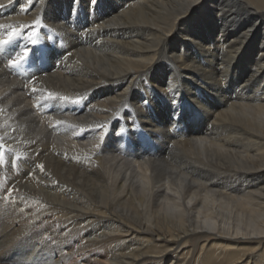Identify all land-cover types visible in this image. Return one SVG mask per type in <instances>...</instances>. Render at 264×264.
<instances>
[{"label": "bare ground", "instance_id": "obj_1", "mask_svg": "<svg viewBox=\"0 0 264 264\" xmlns=\"http://www.w3.org/2000/svg\"><path fill=\"white\" fill-rule=\"evenodd\" d=\"M0 5L16 56L36 20L67 43L28 72L0 56V264H264V0Z\"/></svg>", "mask_w": 264, "mask_h": 264}, {"label": "rangeland", "instance_id": "obj_2", "mask_svg": "<svg viewBox=\"0 0 264 264\" xmlns=\"http://www.w3.org/2000/svg\"><path fill=\"white\" fill-rule=\"evenodd\" d=\"M78 15H76V16H71V18H68V19H66V17L65 16H63V15H60L59 14V17H61L60 19H66L64 22H63V24H65V25H73V29L72 30H75V29H77L78 28V25L77 24H83V22H84V19H83V17L81 16V15H79L78 17H77ZM78 19V20H77ZM75 24V25H74ZM37 26V27H36ZM36 28L33 30V32L32 33H30V34H28V35H26V37H25V39L27 40H25L26 41V43L28 44V43H30V44H32V40H36V44H32L33 46L32 47H27V48H29L28 49V51H29V53H30V55H31V58H33L31 61H29V63H26V64H24V65H22V67L20 68V65H21V62L19 63V65H18V68H20V69H23V70H26L27 72H28V70L29 69H24L25 67H27V66H30V62H37L39 59H40V57H37V56H35V50L36 49H40V50H42L43 51V53L45 52V51H47V50H50V49H55V48H61L60 49V51H61V53H62V51L64 50V49H66V42H65V40H64V36H63V34H61V32H59V31H56V34H58V36L57 35H54L53 36V39L55 40V41H53V39L51 38V39H48V41H49V43L48 44H50V43H52L53 45H51V46H47V42L44 40V38H43V36H42V30L41 29H39V27H40V25H37L36 24ZM72 27V26H71ZM81 29V28H80ZM39 30V31H38ZM85 32V31H84ZM33 33H35V35H33ZM31 35V36H30ZM39 35V36H38ZM40 35L42 36V37H40ZM36 36V37H35ZM18 38V36H15V37H13V39L10 41V43H9V45H8V47H7V49H6V51H1L0 52V56H2V57H4V58H6L5 56H7L8 58L9 57H11V56H16L14 53H13V45L15 46V40L14 39H17ZM32 38V39H31ZM31 39V40H30ZM51 40H52V42H51ZM63 40V41H62ZM42 42V43H41ZM37 45V46H36ZM10 48V49H9ZM49 48V49H48ZM2 49V48H1ZM0 49V50H1ZM7 53V54H6ZM4 54V55H3ZM9 54H11V55H9ZM11 59H13V58H11ZM34 60V61H33ZM139 90H142V88L141 89H139ZM29 93L25 90V88L24 89H21L20 91H18L17 93H16V95L14 96V99H13V101H21L22 102V104L21 105H23L22 107L24 108V109H27V111H26V113H28L27 114V116L30 118V119H32L33 121H35V122H38L39 124H42L43 126H51V125H55V124H57L58 123V119H55V118H52V117H48L49 116V114H47V113H45V112H42V111H39L38 109H36L35 107H32V106H30L29 105V103H28V101L26 102V104H25V100H27L28 99V95ZM87 101V100H86ZM28 104V105H27ZM24 105H27L26 107L24 106ZM143 112H144V114L146 115V116H148V117H150L151 116V110L149 109V108H147V109H145V110H143ZM148 113V114H147ZM181 113L182 114H184V112L183 111H181ZM185 113L186 114H188V112H186L185 111ZM138 112L137 113H134V118L136 119V120H141V118H142V114H139V117H138ZM137 115V116H136ZM155 120V119H154ZM160 122V121H159ZM173 122H174V126H182V125H186V123L185 124H183L184 123V119H181L180 121H178V120H173ZM186 122L188 123V121L186 120ZM177 124V125H176ZM174 126H172L173 128H174ZM135 129H136V131L137 132H140L141 131V128L138 126V124L136 123V125H135ZM98 130H97V136H99V137H102V138H106V137H110L109 139H114V141L117 139V137H119L121 134H122V132H118V133H115V134H112L109 130H107V129H105L104 127L103 128H101V127H98L97 128ZM103 129H105V130H103ZM107 130V131H106ZM171 131H173V129L172 130H170L169 132H171ZM107 132H110V133H108L107 134ZM106 134V135H105ZM105 135V136H104ZM162 135V134H161ZM160 135V136H161ZM155 137V136H154ZM154 137L152 138V139H154ZM164 136L162 135V138H163ZM162 141H163V139H162ZM153 142L154 143H159V142H161V141H159V140H156V139H154L153 140ZM116 147V148H115ZM113 149H114V154L116 155V156H118V159H122V161L127 165L128 164V166L130 167V168H132V169H134L135 171H138L137 169H136V167L138 166L139 168H142L141 166H143L142 165V162L141 161H139V160H137V159H134L133 157H131L132 155L128 152V150H127V146H126V144L124 145V142H121L120 144L118 143V142H115L114 143V145H113ZM160 191L162 192V194H164V195H168V196H170V197H174V198H176V193L175 192H173L172 190H170V188L169 189H167V188H165V189H160ZM241 232L243 231V232H245L243 229L241 230V229H239Z\"/></svg>", "mask_w": 264, "mask_h": 264}, {"label": "snow or ice", "instance_id": "obj_3", "mask_svg": "<svg viewBox=\"0 0 264 264\" xmlns=\"http://www.w3.org/2000/svg\"><path fill=\"white\" fill-rule=\"evenodd\" d=\"M97 3H98V0H90V6H91L92 8H94V7L96 6ZM0 7H3V5H0ZM35 23H36V24H39L40 21H39V20H36ZM5 27L12 28L13 31H12V33L9 34L7 40H0V45L8 44L9 41H11V40L13 39V36L17 34L15 28H14L12 25H0V28H5ZM29 27H30V26H29ZM33 35H35V33H33ZM32 43H33V44H36V41L33 40ZM34 54H35V56H37V57H41V56L44 55L43 51L40 50V49H36ZM30 58H31V55H30V53H29V51H28V49H27V46H24V51H23V54H22V55L17 54V56H16L15 59H10V60H9V67H10V68H14V67L17 66L21 61H24V60H27V59H30ZM48 95H49V97L55 99L54 94L49 93ZM61 99L64 100V99H67V98H66V97H61ZM79 102H80L79 99H77L76 101H74V103H79ZM145 103H147V102H145ZM173 103H176V101L174 100ZM58 123H60V122H58ZM40 167H41V169H43V166H40Z\"/></svg>", "mask_w": 264, "mask_h": 264}]
</instances>
